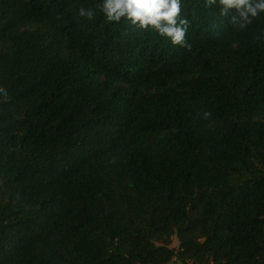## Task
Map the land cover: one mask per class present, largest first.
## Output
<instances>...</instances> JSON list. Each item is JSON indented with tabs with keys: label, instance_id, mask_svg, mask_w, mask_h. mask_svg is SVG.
<instances>
[{
	"label": "trees",
	"instance_id": "trees-1",
	"mask_svg": "<svg viewBox=\"0 0 264 264\" xmlns=\"http://www.w3.org/2000/svg\"><path fill=\"white\" fill-rule=\"evenodd\" d=\"M102 2L0 0V264H264V11Z\"/></svg>",
	"mask_w": 264,
	"mask_h": 264
},
{
	"label": "clouds",
	"instance_id": "clouds-1",
	"mask_svg": "<svg viewBox=\"0 0 264 264\" xmlns=\"http://www.w3.org/2000/svg\"><path fill=\"white\" fill-rule=\"evenodd\" d=\"M208 2L215 3V0ZM220 4L225 11L235 8L239 17L249 23L250 16L255 17L264 11V0H220ZM98 7L110 22L118 23L124 19L144 30L151 26L153 30L159 31V35L170 37L173 44H182L185 40L187 21L180 17L181 0H103ZM79 15L91 19L94 13L90 8L81 7ZM235 20L236 17H233V21ZM2 91L0 88V92ZM208 115L210 114L205 113V117Z\"/></svg>",
	"mask_w": 264,
	"mask_h": 264
},
{
	"label": "rangeland",
	"instance_id": "rangeland-1",
	"mask_svg": "<svg viewBox=\"0 0 264 264\" xmlns=\"http://www.w3.org/2000/svg\"><path fill=\"white\" fill-rule=\"evenodd\" d=\"M179 244H180V241H179L178 237L175 236V238H174V242H173V245L176 246V247H178ZM169 264H183V262L181 261L180 258L176 257V258H175L172 262H170Z\"/></svg>",
	"mask_w": 264,
	"mask_h": 264
}]
</instances>
